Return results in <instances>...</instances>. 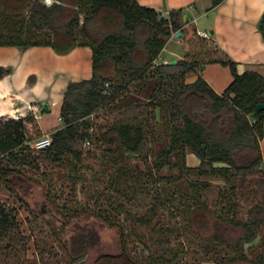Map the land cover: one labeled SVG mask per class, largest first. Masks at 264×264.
<instances>
[{"label":"trees","instance_id":"trees-1","mask_svg":"<svg viewBox=\"0 0 264 264\" xmlns=\"http://www.w3.org/2000/svg\"><path fill=\"white\" fill-rule=\"evenodd\" d=\"M224 1L211 0V8ZM0 8L6 23L16 22L0 25V47H51L60 55L89 47L93 52V77L69 83L61 127L51 133L49 147H33L43 134L32 113L20 119L0 117V184L36 221L46 223L71 264H82L89 242L78 236L82 243L74 252L67 244L68 229L75 221L89 219L116 228L120 235V252L100 254L94 264H174L189 253L183 246L170 247L175 229L156 228L162 195L147 214L131 211L133 193L145 175L130 160L141 156L149 143L162 146L158 173H146L151 180L170 183L188 178L185 192L165 190L169 202L181 207L191 250L199 245L210 264H264L260 73H239L238 63L220 51L221 56L211 57L209 63L229 67L233 81L217 94L198 71L205 62L183 59L175 66L159 62L169 40L187 33L183 9L164 16L136 0H53L51 5L46 0H0ZM259 30L264 41V14ZM193 34L199 39L194 29ZM11 73V68L0 67V79ZM190 73L198 74V79L187 84ZM152 81L146 101L135 99ZM188 150L201 160L198 167L185 169ZM100 162L114 168L107 189L100 188L105 184L97 169ZM55 169L63 172L60 189L50 172ZM33 189L48 205H29L25 195L33 194ZM243 200L252 201L245 219L240 217ZM215 224L230 233L213 232ZM22 226L19 210L0 202L1 254L13 253ZM131 243L142 245L147 255L134 257Z\"/></svg>","mask_w":264,"mask_h":264},{"label":"crops","instance_id":"crops-1","mask_svg":"<svg viewBox=\"0 0 264 264\" xmlns=\"http://www.w3.org/2000/svg\"><path fill=\"white\" fill-rule=\"evenodd\" d=\"M136 1L164 16L172 10L183 9L188 17L185 27L188 34H183V38L174 35L161 53L159 62L200 61L197 58L202 51L208 57H220V51H223L238 63L239 73L256 71L264 77V41L259 30L264 0H225L214 9L211 0ZM200 25L203 30L199 29ZM193 29L199 39L212 44H206L201 51L193 47L188 40L194 35ZM200 33H207L208 38L200 37ZM205 63L199 73L217 94H223L233 81L230 69L220 63H209V60ZM0 67L12 69L10 75L0 79V117L20 119L32 113L42 134L51 135L61 127V108L69 83L93 77V52L89 47H77L60 55L51 47L24 50L2 46ZM197 79L198 74L190 73L186 83L192 84ZM43 103L49 113L42 111Z\"/></svg>","mask_w":264,"mask_h":264},{"label":"rangeland","instance_id":"rangeland-1","mask_svg":"<svg viewBox=\"0 0 264 264\" xmlns=\"http://www.w3.org/2000/svg\"><path fill=\"white\" fill-rule=\"evenodd\" d=\"M4 20L5 19L3 18V11L0 8V25H3V23L4 25H12L13 23H16L15 21L6 23V20ZM199 29L203 30L204 28L200 25ZM186 32V34H188L189 31L186 30ZM188 40L196 49L198 48L200 50L202 48H205L206 44L204 42H201V40L196 38L194 35L189 36ZM200 53H202V55L198 58L196 57L198 60H200V63L206 62V60H209L211 58V56L208 57V54H205L203 51ZM153 87L154 82L152 81L146 93L141 95H134V98L140 101H146V98L152 91ZM261 149L263 153V163L260 168L264 169V138L261 142ZM161 150L162 146L160 144L154 146L152 143H149L147 149L141 156H135L130 160V164L137 169L138 173H143L145 175L143 176L144 178L142 182L140 184L138 183L137 191L133 193L132 202L130 203L131 211L136 215L147 214V212L156 203L158 194L162 195V204L160 206L161 210L158 222H156V228L163 226L175 229L176 232L170 240V247L172 249H176L183 246L187 251L189 249V253L185 254L177 263L174 264H210V262H207V260L205 259L199 245L191 250L185 235L186 228L183 215L181 214V207L178 204H175V206H173L169 202L167 196L168 191L165 190L168 189L169 193L171 191H176V189L185 192L188 189V178H185L184 180L173 181L170 183H157L151 180L146 174L158 173L157 157ZM171 161L172 164L176 163L175 156H173ZM200 164L201 160L192 151L188 150L185 169L196 168ZM97 169L105 183L102 184L100 188L107 189L108 178L114 173L113 165L112 163L108 162H100L97 165ZM50 172H52L55 180L59 181L58 188L60 189L59 186L63 181V172L57 169ZM30 173L35 174L36 172L30 171ZM169 176L171 175L169 174ZM33 191V194L29 193L25 195L29 200V205H36L37 208L48 205L39 190L33 189ZM63 192L69 193V190L63 189ZM0 202L6 204L9 207L18 209L20 213V219L21 221H23L21 233L22 236L17 237L16 239L18 240L13 243V245H15L13 253H0V264H22L23 261H30L37 264H71V261L69 260L67 254L62 250L60 243L51 236L49 230L50 228L46 225V223L42 220L36 221L34 217L29 213L27 208L23 206L21 202H19L18 199L10 191L5 189L1 184ZM251 202V200H243V202H241L242 204L240 209V217L242 219L246 218ZM214 227L215 228L213 232H220V234L224 235H228L230 233L225 229L226 226L215 224ZM140 231L144 235H149V233L145 229H141ZM78 236L88 238L89 242L87 244L86 250L84 251L83 259L81 260L82 264H94L96 258L103 253L117 254L120 252V235L118 230L114 227H109L96 219H89L86 221L81 220L78 222L75 221L71 224L68 229L66 240L67 244L71 249L74 250V252L81 246L82 243ZM24 237L25 239H23ZM153 248L155 249L156 247L153 246ZM130 251L132 255L137 258L147 255V253L143 249V246L138 243H131Z\"/></svg>","mask_w":264,"mask_h":264},{"label":"built area","instance_id":"built-area-1","mask_svg":"<svg viewBox=\"0 0 264 264\" xmlns=\"http://www.w3.org/2000/svg\"><path fill=\"white\" fill-rule=\"evenodd\" d=\"M200 37L208 38V35H207V33H200ZM51 143H52L51 135H49V134L43 135V137L36 139L33 142V147L37 150H42V149L49 147L51 145ZM89 145H90V143L86 142L84 146L88 147Z\"/></svg>","mask_w":264,"mask_h":264},{"label":"water","instance_id":"water-1","mask_svg":"<svg viewBox=\"0 0 264 264\" xmlns=\"http://www.w3.org/2000/svg\"><path fill=\"white\" fill-rule=\"evenodd\" d=\"M46 3H47L48 5H51V4H52V0H46ZM184 22H185V23L188 22V17H187V15L184 16ZM176 36H177V38H181V37L183 36V33L180 32V33H178ZM211 43H212V42H211ZM169 64H170L171 66H175V65L177 64V61H172V62H170ZM42 106H43L42 111H43L44 113H49V112H50L49 109L46 107V103H43ZM257 109H258V111H264V104H260V105H258Z\"/></svg>","mask_w":264,"mask_h":264}]
</instances>
